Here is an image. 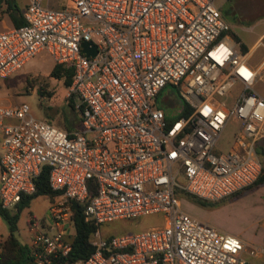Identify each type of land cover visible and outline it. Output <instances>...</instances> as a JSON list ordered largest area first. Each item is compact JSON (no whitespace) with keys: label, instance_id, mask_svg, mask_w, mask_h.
I'll return each instance as SVG.
<instances>
[{"label":"built area","instance_id":"built-area-1","mask_svg":"<svg viewBox=\"0 0 264 264\" xmlns=\"http://www.w3.org/2000/svg\"><path fill=\"white\" fill-rule=\"evenodd\" d=\"M215 1L69 0L53 10L27 0L25 24L0 31V79L45 51L73 69L66 98L80 117L66 131L30 116L26 103L0 106L1 207L32 195L45 166L55 192L49 220L29 219L33 264H245L242 254L258 251L184 211L179 198L218 202L253 185L263 168L258 74ZM235 83L241 90L228 105ZM233 120L232 145L216 153ZM72 201L97 226L156 213L164 222L110 236L98 227L93 252L66 263Z\"/></svg>","mask_w":264,"mask_h":264},{"label":"rangeland","instance_id":"rangeland-1","mask_svg":"<svg viewBox=\"0 0 264 264\" xmlns=\"http://www.w3.org/2000/svg\"><path fill=\"white\" fill-rule=\"evenodd\" d=\"M215 3L238 38L237 41L232 38L235 42L236 51L242 53V44L249 49L257 44L249 56V62L255 64L261 63L264 58V44H259L258 42L261 40L260 35L264 32V0H216ZM18 4L20 5L19 2ZM4 9L5 5L2 4L0 14H3ZM3 30V21L0 18V31ZM228 34L232 37L230 32ZM92 38L94 40L101 39L96 34H93ZM54 65L55 63L51 56L47 52L42 51L24 63L14 73L1 78L0 106L10 107L26 103L30 109V116L45 120L66 131L78 129V122H80L79 113L75 108L73 100L69 103V100L66 98L67 86L64 84L63 77L55 78L50 76V71ZM261 74L262 78L257 81L254 89L264 97V68L261 69ZM238 92V87L231 90V96L227 100L228 105H231L232 98ZM237 129L238 124L236 121L233 120L227 123L217 141L216 153L226 151L232 145ZM179 198L182 209L199 219L205 220L212 213V211H207L205 206L189 200L185 194H180ZM243 201L233 208L235 215L232 219H223L225 226L231 232L239 231L244 227L241 213L245 212L246 209L244 208L246 206ZM49 203L50 199L47 196H37L30 201L27 207L20 211L16 223L17 227L14 232L15 237L20 243H31V233L29 231L30 218L40 219L44 217L45 222L49 220L47 214ZM216 205H211L210 208ZM14 207L11 209H14ZM205 211L210 212L209 215L205 214ZM1 222L5 229L9 230L7 223L3 219H1ZM163 222V214L156 213L104 223L100 225V230L103 236L132 234L153 226L163 225ZM46 232L51 235L55 232V229L46 228ZM74 232V229H72L71 234L74 235Z\"/></svg>","mask_w":264,"mask_h":264},{"label":"trees","instance_id":"trees-1","mask_svg":"<svg viewBox=\"0 0 264 264\" xmlns=\"http://www.w3.org/2000/svg\"><path fill=\"white\" fill-rule=\"evenodd\" d=\"M5 5V9L3 10L9 15V18L12 21L14 27H19L25 24V20L22 17V13L19 8L12 5L10 0H0L1 5ZM232 35V38L236 41L238 40L237 36L229 31ZM261 42L264 44V36L261 39ZM242 53H246L247 49L244 44L241 45ZM73 73L72 68H66L62 65L55 64L50 71V76L55 78L64 79V84L68 87L71 83V76ZM71 101H69L70 103ZM80 121V120H79ZM80 126V122H78V127ZM77 127V128H78ZM71 131V130H67ZM261 153V151H260ZM49 168L45 166L40 174L35 179V192L30 196H23L21 200L15 205L14 209H5L0 205V216L7 223L9 228L8 237L0 242V264H33V256L32 249L28 244H22L15 237L14 232L16 230V223L18 220V215L20 211L27 207L30 201L41 195H45L49 198H52L55 195V192L49 186ZM264 184V165L262 168V173L257 179V181L248 187V189H254L260 185ZM247 189V188H246ZM239 195V194H238ZM185 196L201 205L208 206L217 204V202H209L202 200L196 196L185 193ZM71 207L73 210V226H74V235L71 242V250L69 254L65 257L66 263L68 262H76L82 259L87 258L94 250L90 242L91 233L100 226H97L93 220L86 219L84 215V207L85 204L80 202L72 201Z\"/></svg>","mask_w":264,"mask_h":264},{"label":"crops","instance_id":"crops-1","mask_svg":"<svg viewBox=\"0 0 264 264\" xmlns=\"http://www.w3.org/2000/svg\"><path fill=\"white\" fill-rule=\"evenodd\" d=\"M10 2L12 5L19 8L21 13L23 12V9L27 4V0H10ZM18 2L20 3V5L18 4ZM42 3L45 7L53 10L63 8L65 5L70 4L69 0H42ZM0 18L3 21L4 30L13 27L12 21L6 12L0 14ZM230 30L231 32H233L232 28ZM263 36H264V32L260 35V38L262 39ZM229 37L232 39L230 35ZM258 43L261 44L262 43L261 40H259ZM256 45H253V47H251L250 49L246 47L247 51L244 54L247 57V63L254 70H256L258 74V79H257L258 81L259 79L262 78L261 69L264 68V58L259 64L249 62V56ZM235 87H238L239 90H241L240 83H235L233 88ZM257 152L264 165V160H263L264 157L262 158V156L264 155V141L259 142L257 146ZM235 195L237 196L234 197V195H232L228 198L218 201L217 205L212 208L205 207L207 211L210 212L212 211V213L210 214L211 217L210 216L206 217L205 220L203 221L215 226L216 228H218L219 230L225 233L240 238L245 243L247 250L250 248H258V251L254 255L248 254L247 251L242 254L243 258L246 261L245 264H264V184L254 189L247 188ZM242 201L243 203H245L246 206L244 208L246 209L245 212L241 213L242 220L244 221V227L239 231L231 232L225 226V221L223 219L225 218H227V220L232 219L235 215V211L233 208L235 207V205L239 204ZM207 211H205V214L209 215L210 212ZM1 219L2 217L0 216V242L5 240L10 233V231L6 230L5 227L3 226Z\"/></svg>","mask_w":264,"mask_h":264},{"label":"water","instance_id":"water-1","mask_svg":"<svg viewBox=\"0 0 264 264\" xmlns=\"http://www.w3.org/2000/svg\"><path fill=\"white\" fill-rule=\"evenodd\" d=\"M83 47V51L87 54V55H95L96 50L95 47H90V42H83L82 44Z\"/></svg>","mask_w":264,"mask_h":264}]
</instances>
